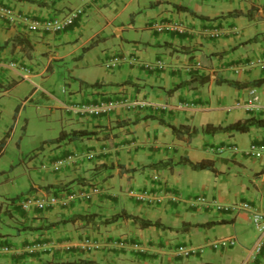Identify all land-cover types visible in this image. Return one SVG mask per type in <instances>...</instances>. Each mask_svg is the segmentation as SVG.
<instances>
[{
	"label": "crops",
	"instance_id": "obj_1",
	"mask_svg": "<svg viewBox=\"0 0 264 264\" xmlns=\"http://www.w3.org/2000/svg\"><path fill=\"white\" fill-rule=\"evenodd\" d=\"M156 3L153 6L149 2L142 16H136L129 8L134 6L133 0H0V5L38 20L84 4L82 14L57 33L29 32L22 23L0 17V43L10 40L0 46V55L28 67L23 79L32 81L34 76L52 72L53 60H73L74 69L69 72L74 88L65 101H58L59 107L119 96L173 106L167 110L117 108L104 115L65 111L73 118L74 127L64 132L86 129L92 133L73 138L66 135L60 141L62 145L49 148L41 161L42 183L31 186V192L59 194L64 192L62 189L77 190L92 183L100 186V192L90 200L73 201L66 207L23 210L12 203L7 213L15 220L19 217L25 231L15 242L9 241V247H1H8L4 252L9 255L1 264L89 260L104 264H264V245L254 258L250 257L255 241L248 245L251 234L244 225L252 209L264 210V150L259 158L248 156L244 146L240 149L242 136L227 130L212 133L211 137L219 142V152L225 144L236 148L229 149L226 156L215 155L211 149L214 145L201 133L207 123L225 125L249 115L264 118V108L255 112L232 110L233 102L245 100L252 86L225 82L245 84L264 78V68L254 62L264 55V0ZM145 4L136 1L138 7L146 8ZM126 15L131 22L124 27L120 20ZM174 22L185 28L184 32L167 27L158 32L153 26ZM128 28L135 29L136 34L125 37L124 29ZM206 29L215 30V36L207 34ZM110 33L114 34L112 42L119 41L118 47L90 56L99 43L108 47ZM19 37L25 44H12L11 39ZM114 57L118 61L110 65ZM157 60L161 67H146V63ZM90 70L94 71L92 79L86 76ZM15 76L7 69L0 73V85L7 87L2 95L17 82ZM201 76L207 80L202 81ZM93 82L99 85L87 86ZM253 87L263 104L264 81ZM179 102L187 105L179 107ZM168 124L177 126L178 131L172 132ZM246 133L249 144L264 148V126L251 127ZM227 135L232 138L224 140ZM72 153L77 155L74 160L54 166L55 160ZM89 153L93 155L89 157ZM150 162L158 163L151 166ZM198 162L205 167L194 169L189 165ZM155 186L164 193L163 200L155 205L134 201L127 194L131 188ZM240 202H248L252 209L216 207ZM122 210L171 228H141L125 217L97 223ZM79 215L85 217L69 219ZM217 220L223 221L193 225ZM185 222L192 225L182 231L180 226ZM85 236L99 240L100 247L91 252L79 249L77 243ZM221 236H233L238 247L206 246L195 256L174 255L177 244L204 245ZM119 239L127 244L138 241L145 251L139 253L129 245L119 247L115 243Z\"/></svg>",
	"mask_w": 264,
	"mask_h": 264
},
{
	"label": "rangeland",
	"instance_id": "obj_2",
	"mask_svg": "<svg viewBox=\"0 0 264 264\" xmlns=\"http://www.w3.org/2000/svg\"><path fill=\"white\" fill-rule=\"evenodd\" d=\"M136 1L139 4L145 2V6L149 2L153 6L157 5L156 0H133L134 6H129V8L134 11L136 16L137 14L142 16L143 11L149 8V6L138 7ZM83 6L84 4H80L78 7L84 9ZM130 18L126 15L120 20L124 27H127V24L131 22ZM124 30L125 37H130L137 32L133 28ZM110 36L112 38L108 39V47L102 43H99L97 48L87 45L91 49L94 48L90 56L97 55L99 51L101 53L106 49H116L119 41L112 42L114 34L110 33ZM73 63L70 58L53 60L51 63L52 72L49 70L43 76L32 77L33 82L15 76L17 82L11 86L10 90L3 95L0 93V262L9 256L1 247H9V241L15 242L25 231V228L22 227L23 222L19 217L16 220L11 217L7 213L8 209L11 208L12 203L17 205L20 199L31 193V186L42 183L41 175L44 170L41 168V161H44L49 148H58V143L62 145L61 139L56 140L61 131L74 127L70 120L73 118L58 105L60 101L66 100V97L70 95V90L74 88L69 72L70 69H74ZM86 73V76L92 79L94 71L90 70ZM82 86L86 85L82 84ZM87 86H91V84H87ZM201 133L209 138L208 141L214 145L211 149L215 155H228L230 152L229 148H226L228 144L222 145L225 146V149L219 152L220 144L211 137L212 133L207 131H201ZM235 134L242 136L241 143L243 144L239 143L240 149L244 146V150H247L250 145L247 133L237 131ZM231 138L232 136L227 135L224 140ZM240 149L238 147V152ZM244 225L251 234V239L248 242L250 246L252 241L253 243L256 241L258 232L251 216ZM235 243L234 248H237L238 240L236 241V238ZM176 262V264H183L181 261Z\"/></svg>",
	"mask_w": 264,
	"mask_h": 264
},
{
	"label": "built area",
	"instance_id": "obj_3",
	"mask_svg": "<svg viewBox=\"0 0 264 264\" xmlns=\"http://www.w3.org/2000/svg\"><path fill=\"white\" fill-rule=\"evenodd\" d=\"M83 9L81 7H77L74 9L69 10L67 13L62 15H55L44 17L41 20L35 19L29 15H14V12L9 7H0V14L2 16H7L9 20L13 21L14 19H19L29 31H36L40 30L46 33H57L65 30L68 26H70L74 20L81 15ZM154 28L158 32H162L166 27L173 28L180 32H184L185 28H183L179 23H172V24H163V23H154ZM207 34L210 36H215V30H205ZM118 61V57H114L110 59L109 64L115 65ZM255 63L260 64L264 68V55L258 57ZM146 67L154 68L155 66L161 67L162 64L159 60L155 61L154 63H146ZM10 70L16 73L18 76L24 78V74L28 72V67L24 65L18 64L14 60L5 61L0 57V73L4 70ZM1 93V92H0ZM179 107L186 106V103L179 102ZM63 107L66 111L73 112L75 114L81 115H104L108 114L109 112L117 109H133L136 107H149L153 110H167L171 109L173 106L164 102H152L146 99H129L127 97H119L116 99H106V100H98L94 102H87V103H74V104H64ZM230 108H242L249 112H255L264 108V103H260L259 97L256 93V89L254 87L249 88L248 90V97L245 100H235ZM229 109V107H228ZM229 149H234V145H227ZM221 148H218V150ZM264 148L258 146L254 143H251L245 153L251 156L259 157ZM93 154L89 153L88 156L91 157ZM77 157L76 154H68L62 158L55 160L54 166H62L67 164V162H71L74 158ZM159 187V186H158ZM144 187L142 189H134L131 188L128 190L127 194L131 197L134 201L145 203L149 205H155L160 203L164 198V193L161 187ZM100 188L98 185H88L87 187H82L77 190H69L67 192H61L59 194L54 193H45V194H37L36 192H31L25 195L24 198L18 201V205L24 210H30L31 208H44L50 206H61L66 207L73 201L78 200H90L93 196L98 194ZM172 200H175V196H170ZM198 200L203 201L202 197H198ZM218 209L230 210L235 208H242V209H252L251 205L248 202H240L236 205H226L216 206ZM251 220L258 232L256 241L253 245L250 257L254 258L256 254H258L264 245V210H257L252 209L251 211ZM119 247H123L129 245L131 249L143 253L145 249L141 246L140 242L133 241L127 244L124 240H119L115 242ZM99 240L85 236L83 237L78 243L77 246L79 249L85 252H91L96 250L100 247ZM235 245V238L233 236H221L209 241L207 244L200 245V244H177L174 246V255L187 258L190 256H195L201 254L206 246L211 249H222V248H229ZM4 251H7V247H3ZM241 264H246L243 262Z\"/></svg>",
	"mask_w": 264,
	"mask_h": 264
},
{
	"label": "trees",
	"instance_id": "obj_4",
	"mask_svg": "<svg viewBox=\"0 0 264 264\" xmlns=\"http://www.w3.org/2000/svg\"><path fill=\"white\" fill-rule=\"evenodd\" d=\"M176 8H182L184 10H188V8L186 6L180 5V4H175ZM9 39H6V41L0 43V46L6 45L7 42H9ZM12 44H25L23 38H12L11 39ZM202 81H206L207 77L206 76H201ZM264 78L262 79H258L255 81H252L250 83H237L235 81L232 80H225V82L229 85H234V86H238V87H251V86H255L258 85L259 83L263 82ZM91 85L96 86L99 85V82H93L91 83ZM181 85L180 83L177 84V86ZM175 88V87H174ZM172 88V89H174ZM120 97V96H119ZM116 97V98H119ZM116 98H108V99H116ZM171 127L172 132L176 133L178 131V127L173 125V124H168ZM257 126H264V118H260V117H255L254 115H249L248 117L242 118V119H238L236 121L227 123L225 125H214L211 123H207L204 127L201 128V131H207V132H211V133H216V132H220V131H227V130H232V131H239V132H246L248 131L251 127H257ZM92 131L91 130H86V129H74L70 132H64L61 131L60 135L57 137L56 140L59 139H63L64 137L69 136L70 138L79 136V135H89L91 134ZM158 162L153 163L150 162L148 163V165L154 166L156 165ZM189 165L194 168V169H201L203 167H205L203 165V162H198V163H189ZM210 169H213L212 166H208ZM61 187H64V185H61ZM75 217H80L83 218L85 217V215H79V216H74L71 217L69 219H73ZM119 217H125L127 219H131L134 223H136L139 227L141 228H145V227H149V226H156V227H160V228H171L169 226H166L164 224H162L160 221L158 220H150L147 218H142L139 217L138 215H134V214H130L127 213L126 211L122 210L120 212L114 213L112 214L110 217L104 218L100 221H97V223H108L111 221H114L116 219H118ZM223 220H217V221H208V222H200V223H196L193 225H200V226H209L212 225L216 222H222ZM192 224L185 222L184 224H182L180 226V230L185 231L187 228H189ZM173 229H179V228H173ZM104 264L101 262H96V261H78V262H67L65 264ZM205 264H210V263H205Z\"/></svg>",
	"mask_w": 264,
	"mask_h": 264
},
{
	"label": "clouds",
	"instance_id": "obj_5",
	"mask_svg": "<svg viewBox=\"0 0 264 264\" xmlns=\"http://www.w3.org/2000/svg\"><path fill=\"white\" fill-rule=\"evenodd\" d=\"M0 7H9V8H11L10 6H8V5H0ZM72 9H74V8H72ZM11 10L14 12V10H13V8H11ZM71 10V9H70ZM14 15H28V14H18L17 12H14ZM55 16V15H54ZM0 17L1 18H4V19H6L8 22H15V23H22L19 19H14L13 21H11V20H9V18L7 17V16H2L1 14H0ZM49 17V16H48ZM17 21V22H16ZM23 24V23H22ZM23 27L26 29V27H25V25L23 24ZM27 30V29H26ZM27 31H29V30H27ZM36 31H40V30H36ZM29 32H32V31H29ZM43 32V31H42ZM0 57L3 59V60H5V61H8V60H13V59H5V58H3L1 55H0ZM14 61H16V60H14ZM17 62V61H16ZM18 64H20L19 62H17ZM20 65H22V64H20ZM25 66V65H24ZM18 76V75H17ZM18 77H20V76H18ZM21 79H23L22 77H20ZM253 87V86H252ZM6 89H7V87L6 86H4V85H0V92H1V94H2V92H5L6 91ZM63 105L64 104H62V108L65 110V108L63 107ZM66 111V110H65ZM64 157V156H63ZM88 185H91V184H88ZM92 185H98V184H94V183H92ZM99 186V185H98ZM99 188H100V186H99ZM70 190V189H69ZM69 190H66V189H62V191H64V192H67V191H69ZM100 192V191H99ZM63 193V192H62ZM55 194V193H54ZM17 206H19L18 204H17ZM20 207V206H19ZM51 207V206H50ZM21 208V207H20ZM22 209V208H21ZM24 210V209H23ZM119 240H124V239H119ZM125 241V240H124ZM126 243H128L127 241H125ZM8 248V247H7Z\"/></svg>",
	"mask_w": 264,
	"mask_h": 264
}]
</instances>
